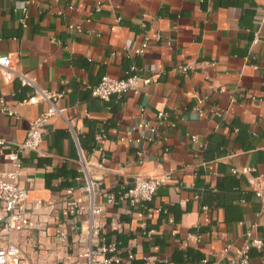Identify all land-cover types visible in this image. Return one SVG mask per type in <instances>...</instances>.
Wrapping results in <instances>:
<instances>
[{
    "label": "crops",
    "instance_id": "1",
    "mask_svg": "<svg viewBox=\"0 0 264 264\" xmlns=\"http://www.w3.org/2000/svg\"><path fill=\"white\" fill-rule=\"evenodd\" d=\"M24 4L0 0V55L63 94L64 110L38 151L20 152L32 228L14 242L26 264H88L89 216L76 231L64 205L69 189L87 199V173L100 186L97 204L116 198L96 220L122 264H228L248 234L264 242V202L250 183L264 180V0H32L26 27ZM131 66L154 80L121 98L92 95L104 76ZM32 92L0 80V173L12 170L5 155L47 108L19 104ZM2 98L18 118L1 110ZM243 167L253 171L232 173ZM165 175L151 201L121 198L137 178ZM250 256L264 264V245Z\"/></svg>",
    "mask_w": 264,
    "mask_h": 264
},
{
    "label": "built area",
    "instance_id": "2",
    "mask_svg": "<svg viewBox=\"0 0 264 264\" xmlns=\"http://www.w3.org/2000/svg\"><path fill=\"white\" fill-rule=\"evenodd\" d=\"M32 0H25L19 22L23 27L27 26L28 10ZM69 9H73L69 3ZM78 29H80L78 27ZM160 36H158V39ZM151 44L150 36L146 35L141 46L136 50L138 56H143ZM19 79L22 86L31 87L32 94L22 100L20 105H36L40 103L47 104V108L29 123L25 141L18 146L16 150L9 151L5 157L12 164L13 168L9 171L0 173V205L3 215L0 217V264H26L21 255L20 246L14 242V235L28 231L32 228V220L28 215L25 206L28 199V190L21 185L20 172L23 167L20 152L28 150L36 152L41 148L43 135L50 119L54 116H63L64 110L57 106V101L63 96L38 86L37 80L26 73L17 72L12 64L9 55H0V80L9 84L14 79ZM153 77H145L140 74V69L131 66L124 77L112 78L104 76L100 83L91 88L92 95L102 101H108L112 96L119 98L137 92L141 84H150ZM2 111L10 117L18 118L15 108L6 105L4 99H1ZM164 114H159V118ZM104 135L99 133L97 140L101 141ZM0 140V145H4ZM252 168H233L234 175H248ZM169 181V176H155L150 178L139 177L136 179L133 187L122 194L121 198L129 201L132 205L137 203L149 202L156 195L158 189ZM250 183L254 189L255 195L264 202V180L261 177L251 178ZM99 183L91 178L88 173L85 174V186L83 191L86 200L83 202L75 196V191L69 189L66 192L64 205L69 215L73 217V228L78 231L79 218L88 214V236L90 246L85 253L88 264H122L123 259L118 255V247L115 243L107 244L104 240L100 242V234L104 227L102 221L96 220L104 211V205L114 204L116 198L113 194L105 195V203L97 204L96 196L101 193ZM65 237L64 233H61ZM249 241L242 247L236 248L233 257H230L228 264H252L250 251L253 248L262 249L264 242L262 239H252L248 234ZM232 247H226L228 252ZM132 258V256H130ZM205 262V261H204Z\"/></svg>",
    "mask_w": 264,
    "mask_h": 264
}]
</instances>
